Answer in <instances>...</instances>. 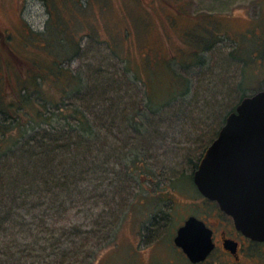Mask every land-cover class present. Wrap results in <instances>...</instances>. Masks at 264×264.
<instances>
[{"label": "rangeland", "instance_id": "rangeland-1", "mask_svg": "<svg viewBox=\"0 0 264 264\" xmlns=\"http://www.w3.org/2000/svg\"><path fill=\"white\" fill-rule=\"evenodd\" d=\"M79 1L84 4L75 13L72 0H0V85L5 77L12 83L5 90L9 100L23 70L20 57L34 54L28 34L55 39L65 25L77 46L64 65L81 78L82 95L62 100L82 108L101 136L91 153L77 156L89 172L55 189L56 202L46 205L56 208L43 218L40 135L30 130L0 159V264H187L176 251V231L209 202L194 171L226 116L244 95L264 88V0ZM206 23L221 29L207 31L210 46L188 56L186 42ZM110 40L124 43L116 49L130 57L155 102L175 86L159 57L172 59L182 49L171 69L186 77L184 93L164 105L152 102L159 110L151 112L144 82ZM44 88L57 93L48 83ZM0 116L16 124L11 115ZM69 155L60 154L55 165ZM221 258L217 250L207 264H224ZM242 258L264 264V246L253 245Z\"/></svg>", "mask_w": 264, "mask_h": 264}, {"label": "trees", "instance_id": "trees-1", "mask_svg": "<svg viewBox=\"0 0 264 264\" xmlns=\"http://www.w3.org/2000/svg\"><path fill=\"white\" fill-rule=\"evenodd\" d=\"M83 4L84 2L81 4L79 0H72L71 7H74L75 13H77L76 9L82 8ZM55 15H57V11ZM202 25L203 27L198 32V35L194 36L195 41L193 43L184 40L190 51L188 56L193 52V57H195L198 52L195 50H198L199 47L206 49L207 46H210L209 42L204 40L207 31L217 33L219 29H221L218 27L216 28L212 23ZM62 28L66 30L65 25H62ZM64 30L60 32V29L58 32L59 37H55V39L45 32L40 33L41 37L33 35L32 33L28 34L29 44L31 45H29V49H32L34 54H28L27 57H20L23 59L24 63L23 70L22 72L20 71V75L17 76L18 84L17 88L15 90L13 89L14 97L12 100H9L7 92H5L7 87L13 88L8 77H5L3 84L0 85V114H3L5 117L6 115L7 117L11 115L13 119H17L15 125H9L0 116V159H3L4 154L9 151L8 149H12L11 147L13 145H15V147L19 146L20 139L24 138L30 130L37 131V135H40L41 138V140L40 138L38 139L41 142L39 143V147L41 148V218H43L42 215L45 213V210L50 209L49 211L52 213L56 208V203L46 205L47 199L49 203L56 202V197L53 196L55 189L58 187L66 188L72 181H77L79 177H83L84 173L89 172L90 169L87 168L86 163H82V159H78L77 156L82 153H91L93 141L97 142V139L101 138L98 134V130L91 123L90 118L82 108L66 104L62 100L63 96L69 95V98L77 99L82 95L81 78L64 65L65 59L71 56L70 52L77 46L74 33H70L66 30L67 34H65ZM202 36L203 38L200 39ZM108 44L112 50L116 51L117 55L121 56V51L119 52L116 48L119 44L123 45V42L119 40H110ZM181 50H175L176 53L172 55V59H168L166 56L159 57L169 65L168 72H170L169 74L173 77V81L175 82L171 96L159 100L158 102H161L160 105H164L173 100L176 94L181 95L184 93L182 91L183 89L181 90V84H183V81L185 82L186 77L184 78L176 71H172L173 61H176L175 55L177 53L183 55ZM263 53L264 51L261 52L260 56H262ZM185 55L188 57L186 53ZM193 57L187 61H194ZM121 58L124 59L122 56ZM129 58H126V60L124 59L126 66L129 70L131 69L133 71V74L138 79L144 82L142 76H139L136 70L130 66ZM263 58L264 57H261L260 59L263 60ZM184 61L186 60L183 59L182 56V60L178 63L184 64ZM147 63L144 62L142 64L143 70L147 67L145 66ZM47 83L53 89L57 90V93H51L45 90L44 86H46ZM144 84L149 99L147 103L148 109L151 110V112L153 110H159L156 108L151 109L152 102H158H155L154 98L149 96L150 87H148L145 82ZM262 90H264V88ZM35 92H37V94H34ZM33 95H35L36 98L33 97ZM245 96L247 95L243 97ZM235 109L236 107L233 108V110ZM61 118L64 119V122L56 120ZM39 129H41V131ZM14 130H16V132ZM82 149L83 152L81 151ZM113 149L118 150L119 148L113 146ZM29 150L30 149L25 150L24 153ZM63 153L70 155L67 158L61 159L58 165H55L58 156ZM127 154L128 153L122 152L121 156L126 158ZM49 167L50 169L47 170ZM59 171L61 172L59 173ZM77 173H80L79 177L76 176ZM22 174L24 176L30 175V173L25 172V170H23ZM73 176L75 179L71 181ZM49 196H51V199ZM52 199H54V201H51ZM52 218L58 217L53 216Z\"/></svg>", "mask_w": 264, "mask_h": 264}, {"label": "water", "instance_id": "water-1", "mask_svg": "<svg viewBox=\"0 0 264 264\" xmlns=\"http://www.w3.org/2000/svg\"><path fill=\"white\" fill-rule=\"evenodd\" d=\"M204 152L193 174L200 193L247 237L264 241V90L242 98ZM186 221L175 243L192 262L203 261L215 247L213 231L195 216ZM226 246L236 253L238 242Z\"/></svg>", "mask_w": 264, "mask_h": 264}, {"label": "flooded vegetation", "instance_id": "flooded-vegetation-1", "mask_svg": "<svg viewBox=\"0 0 264 264\" xmlns=\"http://www.w3.org/2000/svg\"><path fill=\"white\" fill-rule=\"evenodd\" d=\"M168 5L175 4L173 1L167 2ZM178 4V2H177ZM179 5V4H178ZM174 9L179 10L178 6H174ZM205 197V196H204ZM205 200H208L207 204L205 205L202 203L200 208L201 211L198 210V212H191L188 213L184 219L183 223L180 225H184L188 218L191 216L197 217L199 220H204L207 227L210 228L213 231V242L215 243L214 249L210 252V254L205 258L203 261L199 262H192L188 255L184 252L182 247H179L175 243V238L178 235L177 233L174 237V244H176V251L178 255L182 256L187 264H207L208 262H212L213 256L219 250L221 260L224 262V264H244L242 255L245 253L248 254V251L250 250V247L253 245H259L264 246V241H256L251 239L249 236L247 237L241 230H238L235 225V219L228 214L227 212L223 211L220 207L218 202L212 201L205 197ZM227 240H232L234 242H238L236 253L232 252L227 246L226 242ZM250 253V252H249ZM219 257V255H218ZM219 259V258H218ZM163 264H178L174 259H170L167 263ZM249 264V263H248Z\"/></svg>", "mask_w": 264, "mask_h": 264}]
</instances>
